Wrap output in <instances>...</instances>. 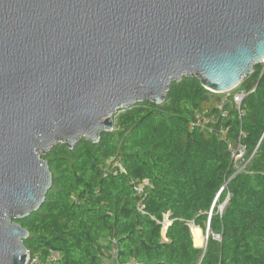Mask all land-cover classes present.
I'll return each mask as SVG.
<instances>
[{
  "label": "water",
  "instance_id": "1",
  "mask_svg": "<svg viewBox=\"0 0 264 264\" xmlns=\"http://www.w3.org/2000/svg\"><path fill=\"white\" fill-rule=\"evenodd\" d=\"M263 62L264 0H0V264H26L17 221L46 201L56 145L98 143L184 78L232 91Z\"/></svg>",
  "mask_w": 264,
  "mask_h": 264
},
{
  "label": "trees",
  "instance_id": "2",
  "mask_svg": "<svg viewBox=\"0 0 264 264\" xmlns=\"http://www.w3.org/2000/svg\"><path fill=\"white\" fill-rule=\"evenodd\" d=\"M263 68L238 85L255 89L239 108L188 77L162 104L119 111L98 143L56 145L43 156L46 201L17 221L27 250L44 264H111L114 250L113 264H264ZM197 114L205 128H191ZM192 224L204 235L209 226L205 249Z\"/></svg>",
  "mask_w": 264,
  "mask_h": 264
},
{
  "label": "built area",
  "instance_id": "3",
  "mask_svg": "<svg viewBox=\"0 0 264 264\" xmlns=\"http://www.w3.org/2000/svg\"><path fill=\"white\" fill-rule=\"evenodd\" d=\"M264 64V62L262 63ZM264 71V68H263ZM238 88L232 90V91H228L226 93H222L223 97L222 100L220 102V106L222 108V106H225L226 103L231 99L233 100V104H235L238 108L241 107V103L242 101L245 99L246 96H248L249 94H252L253 92H255V89L251 90V91H247L245 89H238ZM220 94V95H222ZM224 117L227 116L226 113L223 114ZM208 120L204 118V116L197 114L195 117V121L194 123L191 125V128L194 129L196 127H200V128H205L206 125L208 124ZM244 153V148H241L240 150H236L234 151L235 154V162L237 164V167L239 168V171H241V169L243 167H245V165L243 166H239L240 160L243 157ZM142 209V208H140ZM168 225H170V223L168 222L167 224H165V229H167ZM214 238L216 239H220L219 236H215ZM207 243V242H206ZM60 254H58L57 252H51L49 259L52 261H59L60 259ZM112 262L111 264L115 263L117 261V258L115 257V250L113 253V257H112ZM26 264H44L42 262V260H40V257L38 255H31V253L27 250V256H26Z\"/></svg>",
  "mask_w": 264,
  "mask_h": 264
},
{
  "label": "bare ground",
  "instance_id": "4",
  "mask_svg": "<svg viewBox=\"0 0 264 264\" xmlns=\"http://www.w3.org/2000/svg\"><path fill=\"white\" fill-rule=\"evenodd\" d=\"M191 231H192L193 239L196 240L195 241L196 246H201L204 242V239L201 238L202 232L200 231V229L198 227H196L194 225H192Z\"/></svg>",
  "mask_w": 264,
  "mask_h": 264
},
{
  "label": "rangeland",
  "instance_id": "5",
  "mask_svg": "<svg viewBox=\"0 0 264 264\" xmlns=\"http://www.w3.org/2000/svg\"><path fill=\"white\" fill-rule=\"evenodd\" d=\"M239 166H240V163H239ZM166 219H165V223L167 224L168 223V217L166 216L165 217ZM193 225V224H192ZM191 228H192V226H191ZM166 230V229H165ZM204 235V234H203ZM203 239H204V242H203V244L200 246V248H202V249H205V247H206V242H207V238H206V236L204 235L203 236ZM196 240L194 239V242H195Z\"/></svg>",
  "mask_w": 264,
  "mask_h": 264
},
{
  "label": "crops",
  "instance_id": "6",
  "mask_svg": "<svg viewBox=\"0 0 264 264\" xmlns=\"http://www.w3.org/2000/svg\"><path fill=\"white\" fill-rule=\"evenodd\" d=\"M200 229V228H199ZM200 231L202 232V230L200 229ZM191 233H192V231H191ZM192 237H193V235H192ZM201 238H203V232H202V237ZM195 243V242H194ZM195 246H196V244H195ZM196 247H198V248H200V246H196Z\"/></svg>",
  "mask_w": 264,
  "mask_h": 264
}]
</instances>
